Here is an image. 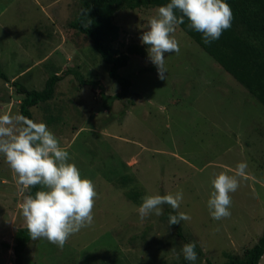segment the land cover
Returning a JSON list of instances; mask_svg holds the SVG:
<instances>
[{
  "label": "rangeland",
  "instance_id": "1",
  "mask_svg": "<svg viewBox=\"0 0 264 264\" xmlns=\"http://www.w3.org/2000/svg\"><path fill=\"white\" fill-rule=\"evenodd\" d=\"M134 3L117 4L105 16L118 28L113 51L130 56L119 70L132 81L130 95L108 110L98 85H81L69 74L54 99L31 108L35 121L46 123L69 152L68 162L93 182L97 196L90 227L71 235L63 248L32 240L23 254L26 264H207L199 254L195 262L184 259L185 242L165 216L169 205L143 222L136 210L144 195L180 190L183 201L175 211L191 217L181 221L184 234L214 264L244 257L263 232L264 86L261 95L254 94L182 24L172 34L180 51L165 53L166 79H160L140 38L162 5ZM80 5L0 0V66L11 80L42 89L51 74L76 68L84 78L101 81L105 92L120 90L91 39L70 26ZM21 101L0 77V115H20ZM240 162L247 163L246 177H238L239 187L230 193L231 216L214 220L208 209L211 181L221 172L234 175ZM27 192L19 190L0 154V264H15L14 235L26 226L19 204Z\"/></svg>",
  "mask_w": 264,
  "mask_h": 264
},
{
  "label": "clouds",
  "instance_id": "2",
  "mask_svg": "<svg viewBox=\"0 0 264 264\" xmlns=\"http://www.w3.org/2000/svg\"><path fill=\"white\" fill-rule=\"evenodd\" d=\"M179 12V16H177ZM185 18L188 27L202 33L205 43L218 40L231 27L233 13L226 0H170L159 6L157 15L147 23L141 43L148 46V57L157 67L160 79H166L165 53H179L177 40L172 36ZM0 154L12 170L21 192L39 186L35 195H25L19 204L26 229L32 240L46 239L63 248L69 237L94 223L93 209L97 193L93 182L82 178L77 166L69 163V152L44 122H35L22 115H0ZM247 163L236 165L234 175L224 172L212 179L213 191L208 200L212 219L230 217L231 196L239 187L238 177H246ZM136 209L141 222L149 215L161 216L167 204L178 210L183 191L175 194L144 195ZM190 215L169 214V224L190 220ZM196 244H183L185 260L195 262ZM175 250L174 248L172 249ZM264 259V257H262Z\"/></svg>",
  "mask_w": 264,
  "mask_h": 264
},
{
  "label": "trees",
  "instance_id": "3",
  "mask_svg": "<svg viewBox=\"0 0 264 264\" xmlns=\"http://www.w3.org/2000/svg\"><path fill=\"white\" fill-rule=\"evenodd\" d=\"M137 1L139 0H80V11L70 22L72 28L86 34L91 39L95 50L109 66V75L116 79L121 87L117 93L105 92L101 81L84 78L82 72L76 68H69L63 74L55 72L47 78L42 89H34L28 88L17 79L11 80L0 66V77L11 82L15 93L22 96L20 115L35 121L31 108L47 104L54 99L59 82L69 74H72L81 85H98L102 104L108 110H112L116 100L129 96L132 81L122 76L119 70L128 64L130 56L128 53L113 51L110 41L111 38L117 36L118 28L105 16L106 12L110 8L114 9L117 4L127 3L129 6H135L134 2ZM145 2L166 5L170 0H145ZM226 2L231 7L233 20L231 27L225 30L218 40L205 43L202 33L188 27L187 18H185V25H182L197 38L206 52L215 58L224 69L237 76L254 94L261 95L260 88L264 86V0H226ZM133 102L132 99L125 102L123 114ZM47 119V122L51 123V118L47 117ZM38 190L39 186L30 188L27 195L34 196ZM170 213L177 215L175 210L166 207L165 216L168 221ZM172 226L185 243L192 242L184 234L181 223ZM31 241L26 226L17 229L13 245L15 264H26L23 254ZM2 244L10 247L9 243L3 242ZM195 251L206 259L207 264H214L198 244H196ZM263 255L264 229L257 243L247 250L244 257L232 256L226 264H259Z\"/></svg>",
  "mask_w": 264,
  "mask_h": 264
}]
</instances>
